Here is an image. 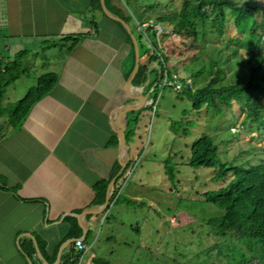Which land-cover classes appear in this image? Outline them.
Masks as SVG:
<instances>
[{
	"label": "crops",
	"instance_id": "crops-1",
	"mask_svg": "<svg viewBox=\"0 0 264 264\" xmlns=\"http://www.w3.org/2000/svg\"><path fill=\"white\" fill-rule=\"evenodd\" d=\"M112 5L120 8L117 0ZM87 6V0H0L2 61L10 60L8 53L27 51L26 63L39 48L67 35H84L69 53L59 48L44 56L46 67L37 78L51 72L56 84L18 126L7 121L6 132H0V264H62L78 252L73 239L89 247L83 255L100 241L96 254L107 256L113 246L106 240H119L123 233L113 232L116 220H106L117 207L75 217L101 206L95 205L94 187L117 173L116 133L125 122L124 89L132 65L131 48L119 28L96 13L95 30L87 24ZM142 42L144 51L148 47ZM148 84L133 86L134 116L151 107ZM126 145L131 159L132 145ZM123 191L122 196L141 203V186Z\"/></svg>",
	"mask_w": 264,
	"mask_h": 264
},
{
	"label": "rangeland",
	"instance_id": "rangeland-1",
	"mask_svg": "<svg viewBox=\"0 0 264 264\" xmlns=\"http://www.w3.org/2000/svg\"><path fill=\"white\" fill-rule=\"evenodd\" d=\"M126 1L119 0L118 3L125 7L130 16L135 8L141 11L150 4H156L162 10L161 13H177L175 18L161 25L163 31L157 39L158 47L165 51L166 56L173 50L170 63L178 62L176 71L179 76L190 78L195 89L207 85L218 68L221 73L217 85H228L236 79L246 82L250 66L260 65L264 76V52H254L255 39L249 36L248 26L237 29L234 17L228 11L223 36H217L210 26H206L205 34L199 37L197 50H192L182 45L185 43L183 36L174 33V26L184 14L183 0H131L130 8ZM235 1L250 5L257 1L264 5V0ZM166 6L168 8L163 9ZM129 25L135 30L133 16ZM198 30L200 32V27ZM143 41L148 45L146 40ZM58 50V46L39 48L28 57L26 63L22 59L24 74L4 88L1 133L6 132L4 122L8 121L11 108L25 97L29 88L35 85L38 74L46 67L44 56H53ZM182 54L183 58H180ZM15 56L14 52L8 53L10 60ZM151 99L154 105L151 109L143 107L140 110L139 122L131 129L129 140L134 155L131 157V174L125 185L121 182L124 191L130 186H141L142 201L131 207L120 205L113 211L116 218L113 232L123 231L119 241L133 248L131 251L123 247L117 252L112 245L115 255H122V258L129 256L126 261L118 263L227 264L215 253L211 256L203 254L201 258H196V262L193 260L212 240L206 239L207 229L200 225L204 220L219 214L214 206L204 202L202 194L218 190L224 184L212 180L214 169L193 168L185 163L189 147L205 132L218 146L222 162L236 159L237 164L245 161L258 164L264 162V132H260L250 120L243 124L245 115L236 102L231 108L223 107L220 114L214 110L195 114L191 111V103L170 87L159 86ZM185 130L186 136H183ZM166 161L172 168V181L165 175ZM172 220L175 224H172ZM135 230H139L140 234ZM93 253L96 254V251ZM110 256L104 257L113 258ZM93 257L92 253L82 256L80 264H93Z\"/></svg>",
	"mask_w": 264,
	"mask_h": 264
},
{
	"label": "trees",
	"instance_id": "trees-1",
	"mask_svg": "<svg viewBox=\"0 0 264 264\" xmlns=\"http://www.w3.org/2000/svg\"><path fill=\"white\" fill-rule=\"evenodd\" d=\"M87 1L86 13L90 15L86 17L87 24L98 30L96 13L106 18L101 11L100 0ZM117 1L119 2V0ZM125 3L130 8L131 0ZM105 4L110 13L128 24L129 20H132V16L140 25L144 23L148 24L151 21L152 25H148L145 28V34L149 43L147 45L148 48L144 51L142 41L145 37L142 32L137 30V25L135 24L139 49L141 53L145 54H148L150 48L160 51L153 23L164 25L177 15V13H161L162 10L156 7V4H150L141 9V11L135 8L134 12H132L133 15L130 16L125 11V7L123 8L119 5V8L112 5V0H105ZM167 8L166 6L163 9L166 10ZM182 9L184 10L183 17H180L179 23L174 26V33L183 36L185 43H182V45L186 48L190 47L192 50H197L199 37L205 34L206 26H210L213 33L222 37L227 20L226 12L228 11L233 15L234 26L237 29L248 26L249 36L255 39L254 52L258 54L264 52L263 4L257 1L253 5H250L249 3H238L235 0H183ZM117 27L124 36V42L131 48L132 65L126 74L127 78L134 65L133 45L127 32L121 26ZM198 27H200V32ZM83 36L82 34L67 35L56 42H52L50 46H58L65 53H69L81 41ZM171 52L173 50L170 51L169 56ZM27 54V51H22L11 60H0V118L4 115L1 108L4 88L24 74L22 61ZM169 56H166L168 62L171 60V56ZM180 58H183V54L180 55ZM149 59V65H158L161 70L159 71L157 68L151 69L150 74L155 75V80L151 82L148 73L149 65L140 66L133 86L139 87L149 83L146 92L155 94L158 86L152 91L151 89L154 83H159V79L163 76V66L157 55H149ZM177 64L178 62L172 64V70L178 74L176 71ZM260 70V65L256 67L250 66L246 82L242 83L236 79L228 85H217L221 73L218 68L215 70L213 78L204 87L195 89L194 91L185 88L179 93L182 95V98L187 99L191 103V111L195 114H199L203 110H214L217 114H220L223 107L231 108L233 102H236L240 105V111L245 115L243 124L250 120L255 127H258L257 129L260 132H264V76ZM56 82L57 77L54 73L48 72L39 76L35 85L29 88L25 97L16 102L11 108L8 122L15 127L18 126L31 107L45 96L54 87ZM139 114L140 111L132 118L131 124L125 132L126 143H131L129 135L131 129L139 122ZM241 127L242 129L244 128V126ZM183 136H186V130L183 131ZM132 163L133 160L129 159L122 175L113 185L108 207L103 213L111 207L115 208L120 205L131 207L136 205L133 201L122 196L123 186L121 182L124 181L125 174L130 169ZM185 163L193 168L214 169L215 175L212 177V180L224 184L218 190L202 194L204 202L214 206L219 211V214L204 220V223L200 225L207 229L205 232L206 239L211 238L212 240L206 249L195 255V259L193 260L196 262V258H201L203 254L211 256L215 253L217 256H221V259L227 264H264V162L248 164V161H245L243 164H237L236 159L231 162H222L218 154V146L214 143L213 138L203 132L190 145L188 159ZM170 166L169 162L166 161L164 170L168 180L172 181L174 176L172 175V168ZM108 183L109 181H101L95 185V205H102L104 203ZM119 191L121 193L118 195ZM106 220L110 222L111 220H116V218L111 213ZM73 228L75 229L74 222ZM135 231L139 233V230ZM91 235L92 233H89L86 240H89ZM74 236H76L75 231L70 237ZM99 243L100 241L98 242L97 240L94 242L90 253L94 254L93 252ZM106 243L110 244V246L116 244L120 247L119 250L123 247H127L128 250L131 249V251L133 250L130 244L119 241L116 236H110L106 240ZM95 244L97 246H94ZM111 250L109 251V255L113 258L97 257L94 255L92 258L93 264H119L122 261H126L129 257L122 258L123 256H118L117 253L112 256L115 252L113 253V248ZM82 256L84 255L81 252L72 253L62 264H79ZM112 259H114L113 262Z\"/></svg>",
	"mask_w": 264,
	"mask_h": 264
},
{
	"label": "water",
	"instance_id": "water-1",
	"mask_svg": "<svg viewBox=\"0 0 264 264\" xmlns=\"http://www.w3.org/2000/svg\"><path fill=\"white\" fill-rule=\"evenodd\" d=\"M73 1H79V0H73ZM100 7L103 15L114 25L121 26L129 35L132 45H133V51H134V65L133 69L130 73V75L127 78L126 84H125V89H124V95H125V104L123 106V112H124V117H125V122L122 128L116 133L117 138H118V148H119V157H118V169L115 177L109 182L107 189H106V194H105V201L104 203L97 209L93 211H83L80 214L75 215L76 219L79 220L81 217L85 215H97L103 213L106 208L108 207L109 201H110V193L113 185L115 184L116 180L121 176L123 171L125 170V167L127 163L129 162V157H128V147L126 145L125 141V131L129 128L131 124V120L134 116V111L137 109L133 110L130 101L132 100L133 97V82L134 79L137 75L138 69L140 66H147L149 65V54H142L140 49H139V44H138V38L135 30L125 21L122 19L118 18L117 16L113 15L108 11L106 8L105 0H100ZM157 68L159 71L161 70L158 65L151 64L149 65V70L148 73L150 74L151 69ZM76 240L79 239H73L72 242H75ZM38 257L40 258V255L38 253ZM41 259V258H40ZM29 264H31L29 262Z\"/></svg>",
	"mask_w": 264,
	"mask_h": 264
},
{
	"label": "built area",
	"instance_id": "built-area-1",
	"mask_svg": "<svg viewBox=\"0 0 264 264\" xmlns=\"http://www.w3.org/2000/svg\"><path fill=\"white\" fill-rule=\"evenodd\" d=\"M134 22L137 25L138 30L143 33V35L145 37L144 40H146L147 43H149V40L145 34V28L148 25H152L151 21L148 24L144 23L142 25H140L136 20H134ZM153 29L156 32V36L158 39L160 34L163 31V28L160 24H156V25H153ZM159 49H160V51L156 50L154 48H150L149 53H148L149 55H154V54L157 55L160 63L163 66V76L159 79L158 86H161L162 88L170 87L175 92H178V93L181 92L185 88L188 90L194 91L195 88H194L192 80L190 78H182L179 76V74L174 72L172 70V67H173L172 64L170 62H168L166 59L165 51L161 48H159ZM153 105H154V101L152 100V101H150L149 106H153ZM130 174H131V172L129 169L125 174L126 177L124 179L123 185H125V183L127 182V179L129 178ZM120 193L121 192L119 191L118 195ZM172 224H175V221L172 220ZM75 249L78 252L85 253L89 250V247L85 243H83L81 240H76L75 241ZM79 264H80V262H79Z\"/></svg>",
	"mask_w": 264,
	"mask_h": 264
}]
</instances>
